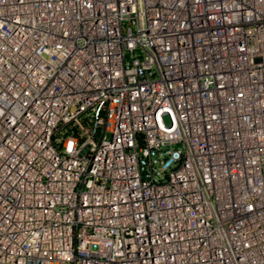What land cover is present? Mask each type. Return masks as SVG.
Here are the masks:
<instances>
[{"label":"built area","instance_id":"built-area-1","mask_svg":"<svg viewBox=\"0 0 264 264\" xmlns=\"http://www.w3.org/2000/svg\"><path fill=\"white\" fill-rule=\"evenodd\" d=\"M0 264H264V0H0Z\"/></svg>","mask_w":264,"mask_h":264}]
</instances>
